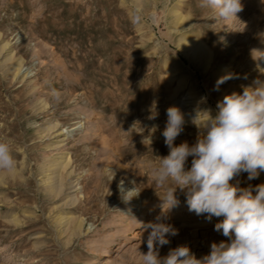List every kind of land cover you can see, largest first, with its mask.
Segmentation results:
<instances>
[{
  "label": "rangeland",
  "instance_id": "374dc122",
  "mask_svg": "<svg viewBox=\"0 0 264 264\" xmlns=\"http://www.w3.org/2000/svg\"><path fill=\"white\" fill-rule=\"evenodd\" d=\"M241 3L238 19L222 20L200 0H0V142L15 160L0 169V264H142L139 223L161 214L150 168L169 152L167 108L215 115L225 95L264 81V0ZM197 136L186 122L174 144ZM121 179L141 190L128 203ZM237 180L264 184V172ZM178 199L168 213L178 234L161 257L186 245L200 258L227 240L214 230L223 217L209 221Z\"/></svg>",
  "mask_w": 264,
  "mask_h": 264
},
{
  "label": "clouds",
  "instance_id": "9594fccd",
  "mask_svg": "<svg viewBox=\"0 0 264 264\" xmlns=\"http://www.w3.org/2000/svg\"><path fill=\"white\" fill-rule=\"evenodd\" d=\"M199 6L213 10L222 20L238 19L237 13L244 8L241 0H200ZM233 78L231 73L221 76L216 90ZM166 115L162 135L169 152L150 168L154 184L164 190L163 196L157 194L161 214L139 223L148 232L147 252H140L142 264H264V184L240 187L239 180L231 182L242 173L251 181L264 172V81L254 80L242 93L225 95L217 102L215 115L211 109H198L191 120L198 129L193 145L174 144L186 123L180 108L170 106ZM189 157L190 168L186 167ZM14 166L9 145L0 142V169ZM114 177L112 172L111 180ZM128 184L131 187L124 179L117 184L125 203L141 192L135 180ZM178 193L185 196L189 212L209 221L223 217L214 230L227 240L212 242L210 251L200 258L186 245L160 256V247L178 234L168 222V213L179 204Z\"/></svg>",
  "mask_w": 264,
  "mask_h": 264
},
{
  "label": "bare ground",
  "instance_id": "6f19581e",
  "mask_svg": "<svg viewBox=\"0 0 264 264\" xmlns=\"http://www.w3.org/2000/svg\"><path fill=\"white\" fill-rule=\"evenodd\" d=\"M180 18V17H179ZM181 19V18H180ZM179 22V21H178ZM182 22V21H181ZM7 47V45L6 46H4V49ZM185 47H191V49L193 50V52L195 53V54H197V55H199V56H202V57H204V56H206V50L202 47V46H200V45H195V43L194 42H188L186 39L182 42V48H184V49H186ZM22 67H23V63L22 62H17V63H15V64H13V65H11V68H10V70L13 72H17V74H19L20 72H21V70H22ZM183 90V89H182ZM191 117L190 116H188V115H185V121L186 122H188V123H192L191 122ZM57 127L58 126H55V127H53V129H57ZM56 132H59V134L58 135H60V134H64V131L63 130H61V129H58V130H56ZM60 142V141H59ZM67 160H65L64 162H62V163H60L59 165L62 167H67L68 165H69V163H67ZM54 179L55 178H49V180H50V185H51V190H52V192L53 193H56V194H58V192H60L61 191V186H60V184L58 185V184H56L55 186H54V184H53V182H54ZM48 180V181H49ZM53 184V185H52ZM62 185V184H61ZM71 185H73V183L71 184ZM72 188H75V187H72ZM62 192V191H61ZM139 200V199H138ZM68 219V218H67ZM70 219V218H69ZM60 221L63 223L64 221H65V218H63V217H61V219H60ZM59 221V222H60ZM79 227H80V225H79ZM82 228V227H81ZM77 231V230H76ZM75 232V231H74Z\"/></svg>",
  "mask_w": 264,
  "mask_h": 264
}]
</instances>
